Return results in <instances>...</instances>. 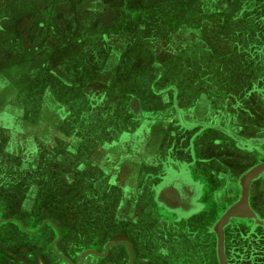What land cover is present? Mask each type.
I'll return each mask as SVG.
<instances>
[{
	"label": "crops",
	"instance_id": "crops-1",
	"mask_svg": "<svg viewBox=\"0 0 264 264\" xmlns=\"http://www.w3.org/2000/svg\"><path fill=\"white\" fill-rule=\"evenodd\" d=\"M131 1L18 0L15 4L12 0H0V129H3L0 133V264H96L94 258L91 259L94 255L97 259L100 257L101 264H118L120 255L127 251L131 259L129 264H221L215 224L223 215L221 206L229 203L232 206L239 200L240 180L253 166L241 175L238 184L232 188L229 177L238 173V163L233 159L220 158L217 160L219 169L206 170L203 164L216 158L200 157L193 142L189 147L191 159L188 157L186 161H175L173 150L162 146L174 135L173 125L188 128V124L192 123L201 125L204 131L213 128L226 131V126L236 121L234 130L237 132L226 131V139L242 151L256 153L253 133L244 137L241 135L248 128L254 131V125L247 119L245 124L239 123L240 120L232 118L230 111L225 116L223 112L215 111L212 104L201 100L206 81L196 80L192 74L197 71L200 77L205 76L201 62L213 60L218 66L222 59L216 51L218 43L215 38L204 35L211 28L222 27L221 18L227 17L223 16L225 14L234 15L225 22L230 26L240 23V27H250L247 21L243 24L237 17L240 12L248 13V9L242 11L245 5L239 8L238 0H134L140 4L137 10H133L135 5L130 7ZM260 3L264 6V0L254 4L258 8L252 14L258 15ZM94 14L98 16L95 27L91 25L92 29L86 30L83 23L93 24ZM195 27L200 30L196 35L198 39L193 40L189 35L184 40L186 33L190 32L188 30ZM235 44L237 46L238 42ZM197 45L201 50L198 47L194 52ZM9 60L10 64L3 67ZM32 66L34 69H31ZM170 74L176 77V83L164 81ZM37 76H41L40 89L43 91L39 95L41 105L38 103L36 121H31V110L24 105L14 107L11 101ZM142 80L144 85H141ZM186 80L191 86L185 94L197 104L194 108L215 111L204 122L199 116L184 115L177 119L172 114L178 101H171V98L180 94L179 83ZM135 85L151 91L153 96L148 100L155 104L150 105L152 108L145 107L141 100L144 90L140 87L137 92ZM135 94H141V98L134 99L137 110L132 105L131 113L136 115L139 126L129 129L126 125L119 127L124 122L120 118V109L125 107V99ZM122 114L126 115V111ZM260 125L264 128V122ZM93 131L102 134L101 138L95 136L101 142L109 139L106 136L108 133H118L108 144L115 150L124 148L122 137L132 134L138 141L137 147H133L134 156H139L140 163L138 170L131 164L127 166L128 162L121 166L125 158L116 165L106 161L99 164L95 156L106 155L102 152V143L101 147L86 149L85 156L94 167H105L106 173L116 172L124 179L137 171L141 173L144 164L150 167L143 175L148 179L145 185L136 180L106 181L109 182L106 188L119 191L118 204L122 208L118 209L117 217H127L128 225L139 229V236L133 243L124 233L125 241H107L103 250L88 248L86 235L78 237L75 231L77 223L74 225L79 218L77 199L82 196L78 197L77 191L74 193L72 189L87 190L89 186L80 188L86 178L72 177L77 172H84L85 167H79L76 160H71L75 156L73 153L77 154V148L72 149L71 144L92 140ZM157 132H162L163 141L158 146L152 142ZM62 141L69 144L64 142L67 148L62 152L57 149L58 154L54 148ZM19 142H27L28 148H22ZM222 142L215 139L214 144ZM40 144L45 147V153L41 151ZM111 149L109 151L114 153L119 150ZM55 152L56 158L51 161ZM64 153L70 154L69 159L62 160ZM47 157L50 158L49 163L44 162ZM106 157L109 160L110 155ZM55 160L62 161L63 166L56 165ZM65 170H68L71 180L58 182L59 175H63ZM86 170L93 172L94 169L86 165ZM225 174L227 179L216 180ZM32 179L38 183L40 179L44 183L37 187L56 186L60 189L59 195L53 199L31 195L29 190L33 186L29 184ZM253 182L252 190L259 186H254ZM87 183L96 188L100 182ZM165 185L188 190L186 194L197 208L188 205L190 211L185 215L171 209L157 193ZM209 185H215L211 186L210 193L214 192V197L208 200L210 205L202 200ZM62 190H67L64 196ZM146 198L152 200L154 209L159 208L166 213L143 219L140 214L136 218L141 211H136L137 204ZM85 200L87 206L84 201L81 204L89 212L88 205L94 202V198L87 195ZM106 212L109 220L110 209ZM67 215L69 228L63 231L61 225ZM151 220L160 221L158 228L140 227V223L145 221L151 225ZM125 229L119 228V231L122 233ZM231 231L232 235H236ZM83 240L84 246L79 247L78 242ZM147 245H151L150 251L143 248ZM139 252H153V257L148 259ZM78 253H81L80 259L76 256ZM132 253L136 256L134 262Z\"/></svg>",
	"mask_w": 264,
	"mask_h": 264
},
{
	"label": "rangeland",
	"instance_id": "rangeland-1",
	"mask_svg": "<svg viewBox=\"0 0 264 264\" xmlns=\"http://www.w3.org/2000/svg\"><path fill=\"white\" fill-rule=\"evenodd\" d=\"M15 4H17L18 0H12ZM260 0H238L237 3L239 4V8L241 7L240 5H245L244 9L243 7L241 8L242 11H247L245 8L248 9V13H242L240 12L238 14V18L241 19V23L247 21L250 27H240V23H235L234 25L231 24V26L225 22H228L231 20L230 18L233 17L234 15L231 14L228 16L227 14L221 18L222 21V27H219L217 29H210L208 34L204 35L207 38L208 37H213L215 38L216 42L218 43L215 48L217 53H219V57L222 58L219 60L220 65L216 66L215 61L209 60V61H202V67L205 69V72L202 74H205V76L200 77L199 72L196 71V73L193 71V77L196 80L204 79L206 81V87L203 92V97L201 100L207 101L208 103L212 104L213 109L215 111H221L225 116L227 111H230L232 118H236L239 123H244L246 122V119L248 120L249 123L254 125V131L251 128H248V130L241 132V135L244 136H249L250 134L253 133V138L260 140V142H257L256 140L254 141L255 144V149H257L256 153L252 152H245L242 149H238V147L233 146L232 143L228 139H226V131H233L232 133L236 130H234L236 121L231 122L229 126H226V131L220 129V128H213V129H208V130H202V126H195V124L192 125V123L188 124V128H184L180 125L178 127L177 125H173L172 131L174 132V135L172 138L168 139V141H165V144L162 146L166 150H173V155L172 158L180 161H186L189 157L191 159V150L189 147L191 146V143L193 142L197 146V153L200 157L202 158H211L215 157L216 159H212L211 161H208L207 163L203 164L206 168V170H216L219 169L217 165L219 162L217 161L218 159L222 158H229L233 159L235 161L236 166L238 167V173L233 174L232 177H229V183L231 182V187L234 188L236 184H238L239 179L243 173H245L250 167L255 166L257 164H260L264 162V128L261 127V123L264 122V6L262 4H259V13L258 15L256 13L252 14V11L256 10L258 7H255L254 4L257 5V3ZM7 3H10L7 1ZM140 2H136L132 0L129 4L130 7L133 10H137L138 5ZM264 5V4H263ZM237 7L238 5H234ZM128 8V4H127ZM262 13V14H261ZM99 13H97L98 15ZM251 14V15H250ZM97 15L94 14L92 15V19L94 23H88L85 24L83 23V26L87 29H92L91 25L95 27V20L97 19ZM122 14H119L121 16ZM243 17V18H242ZM248 18V19H247ZM81 19V18H78ZM247 19V20H246ZM254 21L253 23H250ZM256 20H259L257 22ZM80 21V20H79ZM83 22V21H82ZM245 24V23H243ZM229 25V26H228ZM75 29V28H74ZM77 31V30H76ZM187 31V30H186ZM185 31V32H186ZM190 31L189 34L186 33L184 40H187L186 38L190 35L191 39L197 40V32L198 30L196 27L194 29L188 30ZM184 32V33H185ZM202 35V34H201ZM222 42V43H221ZM236 42H238V45L236 46ZM177 46V45H176ZM176 46H172L175 48ZM200 48V45H197L196 48L193 50L196 52V50ZM214 51V50H212ZM237 51V52H235ZM10 64V60L8 63H5V66ZM202 67H200L202 69ZM199 67H196V69ZM31 69H34L32 66ZM249 73V75H245V73ZM42 76V75H41ZM41 76L35 77V80L32 81L30 84H27L24 89L15 96V98L12 99L11 105L14 107L24 105L26 109L31 110V121H36L35 117L38 114V103L41 105V99L39 97L41 91L40 85L41 81L40 78ZM48 77V76H47ZM143 77L142 79H144ZM48 79V78H47ZM141 82V85H144L145 82ZM193 80V79H192ZM50 81V80H47ZM52 81V80H51ZM164 81L166 83H176L177 79L174 75H169L166 78H164ZM139 84V82H137ZM141 85H135L136 90L138 92V88H142L144 90V93L142 94V98L138 96L137 94L128 96L125 99V107L120 109V118L124 119L123 125H119V127H123L126 125V128L128 127H138L139 125L137 124V117L136 115H133L131 113V109L136 107V103L134 102L135 98H141L143 100V103L147 109L152 108L151 106H154V103H151L148 99L152 97L153 95L151 94V91L148 89H144ZM181 85V86H180ZM147 86V85H146ZM145 86V87H146ZM180 86V94L178 96H173L171 98L173 101L174 99L178 102V105L176 106V110H172V114L174 113V116H176L177 119H180V117L190 116L194 117L199 116L202 119V122L206 121L208 116H211L213 112H215L213 109H203V110H197L194 107H196L197 104H194V101L191 96H186L185 93H187L188 87L191 86V83L189 80L186 81H181L179 83ZM127 89L130 87L126 86ZM185 87V88H184ZM148 92V93H147ZM184 92V93H183ZM43 93V92H42ZM201 98V97H200ZM60 99V98H59ZM155 100V99H154ZM156 101V100H155ZM160 102V100H157ZM157 103V102H155ZM123 104V105H124ZM181 106H180V105ZM151 105V106H150ZM206 106V105H205ZM183 107V110L180 108ZM179 108V109H178ZM137 110V107L135 108ZM126 111V115L122 114ZM217 111V112H218ZM183 112V116L181 115ZM218 114V113H217ZM205 116V117H203ZM134 119V120H133ZM137 121H136V120ZM141 119V118H140ZM176 119V120H177ZM140 121V120H139ZM179 120L176 122L178 123ZM220 122V121H219ZM221 122H224L221 120ZM197 123V122H196ZM226 124V123H225ZM260 125V127L257 129V127ZM242 128L245 129V126L241 125ZM184 128V130H183ZM262 132H260V130ZM253 131V132H252ZM237 132V131H236ZM0 133H3V129H0ZM82 135V134H79ZM118 133H108L106 135L109 137L108 140H105L104 142L98 140L95 136H99L101 138L102 134H96L95 131H93L92 136L94 138L92 140H87L86 142L82 141H74L72 145V149L77 148V154L73 153L75 156L71 157V160L77 161V164L79 167H85L84 172H77L74 175H72L73 178L77 176L79 179L86 178V182L80 184L81 186H89L88 189L82 190H74L72 191L75 193L77 191L78 197L79 195L82 196V198L79 197L77 201H79V204L77 206V211L79 214L78 222H77V229H86L88 222H90L88 215L85 209L87 206V201L85 200V197L87 195L91 198H95V202H99L97 199L104 200L105 202L109 203V209H110V215H109V220H107V217L105 218V227L107 228L110 232V241H115L117 237L123 236L122 233L119 231V228H121L120 223H123L122 219L123 217H117L118 214V202H119V191L116 188H106L108 186L109 182L108 178H110L111 182L117 183L119 180H136L143 183L145 185V180H148L143 176L147 169L150 168L149 165L144 164L141 170V173L137 171L136 173H132L130 175L132 176H127L125 179L118 175L116 172H107L104 168H96L93 166L91 160L89 158H86L85 153L87 152L86 149H95L98 145L103 143L104 148L102 149L103 154L105 153L104 157L101 155L95 156L96 162L99 164L105 163V161L108 164H113L116 165L119 162H122L123 158H125V161L120 163L121 166L125 165L126 162L127 166L129 164L133 165L137 170L139 169V156H134V147L133 145H137L138 141L134 139V136L130 133H127L124 137H122L123 140H121V143H125L124 148L121 147L118 151L115 149H111L112 147H108V144L111 143L113 138L117 136ZM162 132H157L153 139L152 142L154 145H162V138H161ZM83 136V135H82ZM90 136V137H92ZM85 137V136H83ZM164 138V137H163ZM215 139L222 140L223 142L220 144H214ZM192 140V141H191ZM66 142L69 144L68 141H62V144H59L56 146V150L54 148V151L57 152V149L59 152H62L64 149L66 150L67 145L64 144ZM225 142V143H224ZM233 142V141H232ZM20 143V142H19ZM40 149L43 151V153L46 152L45 147L42 148V144H40ZM49 143H47V146ZM120 145V144H119ZM20 146L22 148H28V143L27 142H21ZM137 147V146H136ZM31 148V147H29ZM32 149V148H31ZM115 150L116 152H111L109 151ZM33 150V149H32ZM54 153L51 156V161L53 158H56L55 156L57 153ZM49 152H47L48 154ZM92 153V150H90V154ZM59 154V153H58ZM63 158L62 160H67L70 157V154L64 153L62 154ZM110 155L109 160L105 156ZM92 157V156H91ZM130 157V158H129ZM129 158V159H128ZM188 159V160H189ZM70 160V161H71ZM50 158H46L44 160L45 163H49ZM101 161V163H100ZM131 161V162H130ZM130 162V163H129ZM54 163L56 165H61L63 166V162L59 160H55ZM82 164V165H81ZM86 165H89L90 168L94 169L93 172L87 171L86 170ZM112 168V167H111ZM71 170V169H69ZM109 170V169H108ZM68 170L62 171L63 175H59V180L56 178V181L58 182L61 181H69L71 180L69 175H68ZM196 171V170H195ZM220 172L225 173L222 171V169L219 170ZM139 172V173H138ZM65 173V174H64ZM197 173V172H196ZM198 174V173H197ZM36 175V174H35ZM109 175V177H108ZM84 176V177H83ZM201 176V174H200ZM204 176V175H203ZM201 176V177H203ZM227 179L226 174L224 176H220V178H216V180H225ZM39 183L34 181L32 179V183L29 185H32L33 188L30 189V193L33 196L36 197H48L53 199L54 196H58L60 189L57 188L56 186H46L42 187L39 186L37 187L38 184L44 185V183L41 182L40 179ZM258 180L260 182L256 183ZM88 181H99V186L96 188H93ZM220 182V181H219ZM140 184V185H141ZM58 185V183H57ZM253 185H259L257 189H250V206L253 209V211L257 214V218H231L229 222L224 226V233H225V241H227V245L229 244V247L226 246V258H227V263L228 264H260L262 261H264V212H263V203H264V173H262L257 179L254 180ZM215 185H209L205 188L204 190V196H203V201L209 203V199L214 197V192L213 194L210 193L211 189ZM101 187V188H98ZM254 188V187H253ZM63 191V196L65 191L67 190H62ZM143 191V190H142ZM240 195L242 190L239 189ZM68 194V193H66ZM74 195H72L73 198ZM240 197V196H239ZM108 199V201H107ZM75 202V198H73ZM81 201H84V204H81ZM142 202V203H141ZM140 205L137 206L136 211L139 212L138 215H136V218H138L141 214L142 219L145 217L152 218L155 217L154 214H164L166 213L165 210L162 209H154L152 200L149 198L143 199L141 201ZM210 205V203L208 204ZM207 207L209 208L210 206ZM89 206V205H88ZM231 206L229 203L228 205H222L221 210L222 213L224 214L226 210ZM87 208V207H86ZM89 209V208H88ZM95 212H100L98 211L97 208H95ZM162 212V213H161ZM66 221H63L61 227L64 229L69 228V216H65ZM88 218V220L86 219ZM128 218L126 217V220ZM98 223V221H95ZM101 222V221H100ZM140 223V222H138ZM160 223V221H153L151 220V225H149L148 221L140 223V227L147 226V229L151 227V229H154L157 227V225ZM101 224V223H100ZM37 226V225H36ZM35 226V227H36ZM48 226V225H45ZM43 226V227H45ZM42 227V228H43ZM65 227V228H64ZM134 229V228H133ZM233 230L236 235H233L231 237L227 236L226 240V230ZM113 235V236H112ZM230 241V242H229ZM233 245H237V248H232ZM80 246H84L83 243L79 244ZM137 246V245H136ZM138 247V246H137ZM146 250L150 251L151 250V245L144 246ZM233 250L230 252V250ZM238 250V251H237ZM142 253V252H139ZM151 253V254H150ZM146 252L142 253L146 258L149 259V257H153L152 253L153 252ZM141 254V255H142ZM80 259V257H79ZM147 260V259H145ZM151 263V262H150ZM263 264V263H262Z\"/></svg>",
	"mask_w": 264,
	"mask_h": 264
},
{
	"label": "flooded vegetation",
	"instance_id": "flooded-vegetation-1",
	"mask_svg": "<svg viewBox=\"0 0 264 264\" xmlns=\"http://www.w3.org/2000/svg\"><path fill=\"white\" fill-rule=\"evenodd\" d=\"M108 177H109V175H108ZM109 179L110 178H108V180ZM163 180H165V179H163ZM162 182H165V181H162ZM162 184H160L159 186H161ZM187 191L184 190L183 188L178 189V188L171 186V185H165L162 189H159L157 193H158L159 199L162 200V198H163V202L166 203V205H168L171 209L175 210L176 212H179L182 215H185L190 211V209H188V207H189L188 205H190L193 208L196 207V205L191 204L192 201H191V198L188 197L189 195L186 194ZM195 194H196V192H195ZM97 200L99 202L94 201V202H92V204H90L88 206L89 213H87V215H88L90 222H88L86 229L80 230V229H77L78 228L77 227L75 229V231L78 232V234H79L78 237H83L82 236L83 234H84V236L86 235L85 241L88 244V248L103 250L107 241H110V239H109L110 238L109 237L110 232L108 230V226H107V228L105 227V222H104L105 218L107 217L106 209L109 208V206H108L109 203L105 202L104 200H100V199H97ZM107 201H108V199H107ZM140 204L141 203H138L137 205H140ZM95 208H97L98 211H100V212H95ZM121 208H122V206L118 205V209L121 210ZM196 208H194V209H196ZM121 215L124 216V214H121ZM88 218H87V220H88ZM122 220L123 221H121V222H123V223H120L121 228L126 227V229L122 232V235L124 233H126L127 234L126 237L130 240V242L134 243V241H137V237L139 236L137 234L139 232V229L131 228L128 225V223H129L128 220H126V219H122ZM95 221H98V223H96ZM77 222H74V225H76ZM231 232L232 231L230 229L226 230V240H227V236H229V237L233 236L231 234ZM116 240L125 241L126 238L123 235V237L122 236L117 237ZM85 241L83 240V241H80L78 243L82 244ZM227 243L228 242L225 241L226 246H227ZM133 246H135V248H136V245L133 244ZM237 247H238L237 245L232 246V248H237ZM231 251H232V249L230 250V252ZM127 252L122 253L120 255L118 264H129L131 259H130L129 253H127ZM80 255H81V253L76 254V256L78 258L80 257ZM136 255L138 256V253ZM135 257H136L135 254L132 253V262H134ZM91 259L95 260L96 264H101L100 263L101 262L100 257H98V259H97V256L94 255L91 257Z\"/></svg>",
	"mask_w": 264,
	"mask_h": 264
},
{
	"label": "water",
	"instance_id": "water-1",
	"mask_svg": "<svg viewBox=\"0 0 264 264\" xmlns=\"http://www.w3.org/2000/svg\"><path fill=\"white\" fill-rule=\"evenodd\" d=\"M264 173V162L253 166L240 180L241 195L239 200L230 206L215 224L218 235V254L221 264H228L225 255L224 226L231 218H257V214L250 206V188L252 182Z\"/></svg>",
	"mask_w": 264,
	"mask_h": 264
}]
</instances>
